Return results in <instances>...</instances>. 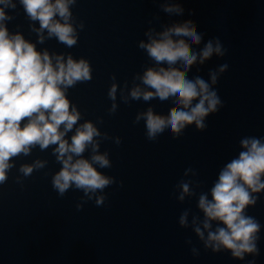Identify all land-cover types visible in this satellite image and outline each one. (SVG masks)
Masks as SVG:
<instances>
[{"label":"clouds","instance_id":"1","mask_svg":"<svg viewBox=\"0 0 264 264\" xmlns=\"http://www.w3.org/2000/svg\"><path fill=\"white\" fill-rule=\"evenodd\" d=\"M153 2L168 17L185 14L184 0ZM77 3L0 0V185L8 182L14 168L19 173L15 183L20 185L34 172L46 169L47 159L35 158L18 168L16 161L30 157L35 149H51V156L60 165L51 173V187L61 198L70 190L83 193L76 204L80 211L89 201L97 207L105 204V189L117 180L101 171L113 167L109 151H101V145L111 141L119 146L122 139L101 131L98 124L104 123L103 117L85 119L69 98L70 89L92 81L90 61L75 58L70 52L37 47L53 39L67 49L78 44L85 24L73 13ZM18 5L28 21L29 32L36 36L35 42L25 38L20 25L16 31L8 28V23L16 19ZM160 21L159 14L153 15L147 21L144 38L137 41V48L147 58L141 70L132 75L130 83L125 80L122 85L113 74L107 91L111 101L108 115H114L121 103L148 105L136 112L133 124L143 121L145 136L152 142L166 131L178 139L189 127L206 130L207 118L224 106L216 85L229 68L228 63H222L206 75L201 71L213 57L227 55L220 36L205 40V33L192 19ZM193 68L197 74H191ZM154 100L162 104L171 101L173 106L166 114L159 113L151 103ZM238 144L239 152L220 167L207 191L203 190L205 181L199 179V172L187 167L174 185L173 195L181 204L196 200L197 212L183 209L178 224L191 229L204 250L230 253L238 261L252 257L247 264H256L264 225L249 215L248 209L264 195V136H242ZM185 243L192 245L191 238ZM190 250L194 257L199 256L196 246Z\"/></svg>","mask_w":264,"mask_h":264}]
</instances>
